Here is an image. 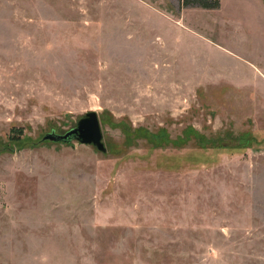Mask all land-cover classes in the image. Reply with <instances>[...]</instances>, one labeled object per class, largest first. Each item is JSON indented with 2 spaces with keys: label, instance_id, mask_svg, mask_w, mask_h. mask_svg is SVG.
I'll use <instances>...</instances> for the list:
<instances>
[{
  "label": "rangeland",
  "instance_id": "rangeland-1",
  "mask_svg": "<svg viewBox=\"0 0 264 264\" xmlns=\"http://www.w3.org/2000/svg\"><path fill=\"white\" fill-rule=\"evenodd\" d=\"M178 3L0 0V264H264V85Z\"/></svg>",
  "mask_w": 264,
  "mask_h": 264
},
{
  "label": "crops",
  "instance_id": "crops-1",
  "mask_svg": "<svg viewBox=\"0 0 264 264\" xmlns=\"http://www.w3.org/2000/svg\"><path fill=\"white\" fill-rule=\"evenodd\" d=\"M217 1V9L185 8L178 3V18L163 19L164 35L174 39L179 54L191 55L183 57L189 66L199 67L198 52L220 51L248 67L264 85V1Z\"/></svg>",
  "mask_w": 264,
  "mask_h": 264
},
{
  "label": "water",
  "instance_id": "water-1",
  "mask_svg": "<svg viewBox=\"0 0 264 264\" xmlns=\"http://www.w3.org/2000/svg\"><path fill=\"white\" fill-rule=\"evenodd\" d=\"M42 141L70 143L77 141L83 145H92L97 150L105 152L102 142V131L97 113L87 112L77 122L75 127L59 135L54 131L46 134Z\"/></svg>",
  "mask_w": 264,
  "mask_h": 264
},
{
  "label": "trees",
  "instance_id": "trees-1",
  "mask_svg": "<svg viewBox=\"0 0 264 264\" xmlns=\"http://www.w3.org/2000/svg\"><path fill=\"white\" fill-rule=\"evenodd\" d=\"M180 5L185 8L217 9L219 2L217 0H180Z\"/></svg>",
  "mask_w": 264,
  "mask_h": 264
}]
</instances>
